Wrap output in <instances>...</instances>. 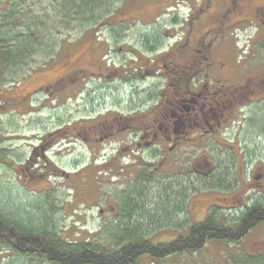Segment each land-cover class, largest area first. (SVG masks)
Masks as SVG:
<instances>
[{
	"label": "flooded vegetation",
	"instance_id": "obj_1",
	"mask_svg": "<svg viewBox=\"0 0 264 264\" xmlns=\"http://www.w3.org/2000/svg\"><path fill=\"white\" fill-rule=\"evenodd\" d=\"M188 9L185 18L174 17L165 25L168 33L152 22L132 36L123 35L130 19L118 21L116 31L108 32L113 47L110 43L101 56L106 63L100 66V79L119 80L130 88L141 80L147 88L131 92L126 106L121 100L119 112L82 129L67 128L72 131L65 137L87 144L120 138L108 160H116L119 167L113 181L120 206L106 204L113 214L132 206L133 196L124 187L148 189L154 182L162 183L161 198H172L165 212L169 215L204 194L216 201L206 206V217L230 220L264 203V0H195ZM107 28L91 29V41L99 44L94 51L101 45L98 34ZM70 42L61 46L59 57ZM115 42L134 47L133 58L119 66L112 57ZM76 68L38 89L76 100L72 92L90 79ZM14 101L3 95L0 109ZM41 142L44 157L46 142ZM199 189L202 192L194 193Z\"/></svg>",
	"mask_w": 264,
	"mask_h": 264
},
{
	"label": "rangeland",
	"instance_id": "obj_2",
	"mask_svg": "<svg viewBox=\"0 0 264 264\" xmlns=\"http://www.w3.org/2000/svg\"><path fill=\"white\" fill-rule=\"evenodd\" d=\"M39 1L40 6H46L52 0ZM194 1L113 0L109 16L101 24L108 26L109 31L102 30L98 34L101 40L97 43L101 45L97 51L94 50L99 44L91 41L94 34L90 28L70 35L64 31L63 35L70 37V46L56 62L46 67L45 62L40 61L42 65L20 82L21 85L19 83L0 93L1 98L4 95L15 100L0 109V150L4 154L0 155V213L36 229H54L69 242L101 243L107 249L117 247L128 235L154 243L169 242L186 235L191 226L206 218L205 208L214 200L213 196L199 195L191 198L188 204L186 200L183 210L176 207L175 214L169 215L165 212L172 198H161L163 186L156 182L148 189L124 187L133 196L132 206L130 209L125 207L123 211L118 209L113 214V209L106 204L120 206L117 199L119 189L113 181L119 167L116 160H108L119 148L120 138L119 142L113 140L102 145L65 137L72 131L67 128L82 129L98 118L116 113L118 108L122 109L117 105L121 100L126 106L131 92L136 93L135 89L144 92L147 88L146 81L141 80L135 83V88H130L119 80L100 79V66L106 63L101 61V56L107 46L112 44L113 47L108 32L116 31L118 21L130 19L131 23H127L130 26L126 28L129 31L123 35L132 36L134 31L152 22L160 31L168 33L171 30H167L165 25H170L174 17L185 18L189 4ZM130 44L134 45L135 41ZM121 46L129 49L120 50ZM133 49L127 43L115 42L112 50L114 63L119 66L125 63L124 60L129 61L133 58ZM114 63L110 62L111 65ZM70 66L84 69L90 78L72 92L78 95L76 100H68L66 93L55 98L54 93L49 95L46 89H38L41 85L51 86L64 73L66 77ZM97 112L99 115H94ZM88 116L92 118L83 119ZM59 129L60 132L55 134ZM42 139L46 142L44 157L40 156L39 149ZM36 148L37 154H34ZM94 152L96 156L91 155ZM105 160L107 166L104 165ZM261 255H264V223L238 242L213 240L197 252L174 254L160 260L144 256L140 264H237L238 259ZM0 264L48 263L13 255L0 248Z\"/></svg>",
	"mask_w": 264,
	"mask_h": 264
},
{
	"label": "trees",
	"instance_id": "obj_3",
	"mask_svg": "<svg viewBox=\"0 0 264 264\" xmlns=\"http://www.w3.org/2000/svg\"><path fill=\"white\" fill-rule=\"evenodd\" d=\"M113 0H0V91L22 82L39 68L58 60L60 47L72 32L95 29L109 15ZM67 31L68 36L62 32ZM63 82H60V84ZM0 155L4 156L2 150ZM48 221V217H45ZM264 223V203L226 220L210 215L190 227L186 235L169 242L123 237L115 248L101 243L69 242L51 228L36 229L0 213V248L13 255L48 264H140L174 254L197 252L209 241L238 242ZM237 264H264V255L238 259Z\"/></svg>",
	"mask_w": 264,
	"mask_h": 264
}]
</instances>
